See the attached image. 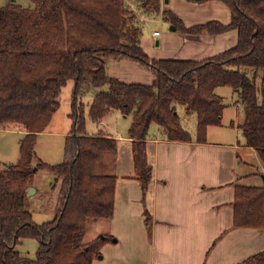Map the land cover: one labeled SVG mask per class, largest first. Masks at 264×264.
Returning a JSON list of instances; mask_svg holds the SVG:
<instances>
[{
  "label": "trees",
  "instance_id": "obj_1",
  "mask_svg": "<svg viewBox=\"0 0 264 264\" xmlns=\"http://www.w3.org/2000/svg\"><path fill=\"white\" fill-rule=\"evenodd\" d=\"M31 1L30 7L0 6V128L24 133L18 161L0 172V264H93L103 243L113 239L110 234L83 237L90 219L113 215L117 179L95 169L105 155L115 154L117 139L89 133L88 119L99 121L115 110L131 117L127 136L144 194L152 176L146 157L150 124L160 125L168 139L191 140L177 113L182 105L196 113L195 139L205 142L207 127L221 124L226 106L214 88L228 85L243 108L237 127L264 167V0H221L232 12L228 24L212 20L190 27L161 9L164 0ZM142 15H162L184 34L236 29L237 42L200 61L150 58L140 43ZM109 57L137 60L155 73V82L126 83L108 75ZM69 79L74 82L73 122L65 159L51 165L37 158L34 164L37 134L59 107ZM84 87L95 92L87 113L83 101L76 103ZM42 168L54 176L53 187L60 186L54 217L38 223L27 189ZM232 206L234 227L264 230V182L236 185ZM27 237L38 242L34 258L17 248ZM242 264H264V250Z\"/></svg>",
  "mask_w": 264,
  "mask_h": 264
},
{
  "label": "crops",
  "instance_id": "obj_2",
  "mask_svg": "<svg viewBox=\"0 0 264 264\" xmlns=\"http://www.w3.org/2000/svg\"><path fill=\"white\" fill-rule=\"evenodd\" d=\"M161 9L170 10L185 27L212 20L228 24L232 18L231 9L221 0H164ZM152 17L164 19L162 15L141 16L143 22ZM168 23L175 29L159 32L156 37L153 32L143 33L142 26L140 43L150 58L200 61L237 42L236 29L217 34H184ZM105 68L108 75L126 83L153 84L156 79L149 67L129 57H109ZM90 96L86 113L93 98ZM118 115L123 114L115 110L99 121L88 119L86 124L89 133L117 139L115 160H110L111 166L101 172L117 176L113 215L105 218L109 225L101 233L113 239L103 243L93 264H242L251 253L264 250V230L233 225L235 186L245 184L242 178L251 174V165L241 159L239 141L233 145L209 140L211 125L205 142L196 141L191 133V140H171L156 123L159 135L148 133L146 139L152 176L143 194L135 177L131 138L127 132L114 133L112 124ZM233 122L232 119L230 126L235 127ZM243 140L246 147L252 148L245 144L244 137ZM241 162L246 164L244 170L239 169ZM261 171L264 175V167Z\"/></svg>",
  "mask_w": 264,
  "mask_h": 264
},
{
  "label": "rangeland",
  "instance_id": "obj_3",
  "mask_svg": "<svg viewBox=\"0 0 264 264\" xmlns=\"http://www.w3.org/2000/svg\"><path fill=\"white\" fill-rule=\"evenodd\" d=\"M9 2H15L23 7L32 6L31 0H0V6H4ZM141 21V20H140ZM143 33L150 34L154 30H158L160 33L163 31H168L170 29V23L165 19H160L158 17H152L143 22ZM161 35V34H160ZM161 37V36H159ZM216 92L223 97L225 107L223 110L222 122L220 125H211L210 135L207 133V138L209 140H215L219 142H226L235 145L237 141L240 143V155L241 159L248 162L251 174L243 177L245 184H261L262 183V172L263 168L262 161L252 148H248L244 145L243 135L237 124L241 123L243 118V108L241 104L236 101L237 96L235 91L231 86L219 85L216 88ZM73 81L71 79L67 80L66 84L61 88L60 95L58 97L59 107L52 114L51 120L48 125L37 134L35 143V153L36 157L33 159L35 164L37 161V156L44 162L56 165L62 163L65 159V140L69 131L72 127L73 119L71 117V112L73 110ZM95 92H91L90 89H83V93L79 95L76 103L83 101H90V95H94ZM176 109L179 113V117L183 126L195 136L196 130V113L194 111L186 112L182 105H177ZM234 120L233 125L230 126L231 120ZM131 122L130 116L118 115L116 123L112 124L114 127L115 134H124L127 132V128ZM156 123H151L148 129L149 136L159 135ZM23 133L17 129H6L0 128V172L9 164H14L18 161L20 152V138H22ZM123 144V143H121ZM124 152V146L120 149ZM116 154V153H115ZM115 154L109 153L103 157L102 163L96 166L97 172H102L105 170L106 166H111V161H114ZM123 157L125 156L122 153ZM111 160V161H110ZM106 164V165H105ZM239 169L244 170L246 164L243 162L238 163ZM111 170V169H110ZM260 171V172H259ZM55 180L52 178V174L48 169H39L33 178L32 185L35 188L33 194L29 195V206L32 211L33 220L40 223L43 221L50 220L54 217L58 189L60 183L53 187ZM36 186V187H35ZM108 219L93 218L90 219L88 227L83 235L84 240H90L97 235L102 233L103 228L108 227L109 223L106 221ZM104 229V231H106ZM38 247V242L36 239L27 237L22 239L21 243L17 245L18 250L22 255L29 258H34L36 256V250ZM252 249V247H251ZM259 252V251H258ZM257 253V252H256ZM254 254V253H253ZM252 255V253H251ZM104 264V263H103Z\"/></svg>",
  "mask_w": 264,
  "mask_h": 264
},
{
  "label": "water",
  "instance_id": "obj_4",
  "mask_svg": "<svg viewBox=\"0 0 264 264\" xmlns=\"http://www.w3.org/2000/svg\"><path fill=\"white\" fill-rule=\"evenodd\" d=\"M170 29H171V30H174L175 27H174V26H170ZM262 180H263V182H264V175H262ZM34 191H35V189H34L33 186L29 187V188L27 189V195L29 196V195L33 194Z\"/></svg>",
  "mask_w": 264,
  "mask_h": 264
},
{
  "label": "built area",
  "instance_id": "obj_5",
  "mask_svg": "<svg viewBox=\"0 0 264 264\" xmlns=\"http://www.w3.org/2000/svg\"><path fill=\"white\" fill-rule=\"evenodd\" d=\"M159 34V31L155 30L153 31V36L156 37Z\"/></svg>",
  "mask_w": 264,
  "mask_h": 264
}]
</instances>
